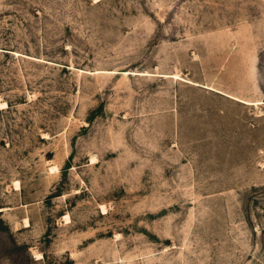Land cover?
<instances>
[{
	"label": "rangeland",
	"instance_id": "374dc122",
	"mask_svg": "<svg viewBox=\"0 0 264 264\" xmlns=\"http://www.w3.org/2000/svg\"><path fill=\"white\" fill-rule=\"evenodd\" d=\"M0 264H264V0H0Z\"/></svg>",
	"mask_w": 264,
	"mask_h": 264
}]
</instances>
